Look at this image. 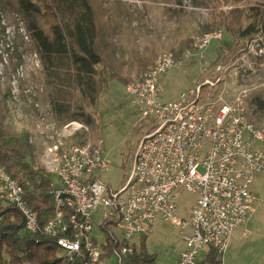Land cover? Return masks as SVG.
Instances as JSON below:
<instances>
[{
  "label": "built area",
  "instance_id": "1",
  "mask_svg": "<svg viewBox=\"0 0 264 264\" xmlns=\"http://www.w3.org/2000/svg\"><path fill=\"white\" fill-rule=\"evenodd\" d=\"M18 26L17 30L6 31L8 37L14 36L12 40L0 42V49L2 43L6 47L0 50L2 71L8 65L13 43L21 41L20 37L28 42L22 24ZM222 34L220 29L193 34L190 47L178 58L163 52L147 71L138 77L132 75L125 94L138 121H147L153 130L139 140L120 189L110 190L95 177V173L107 172L111 166L102 140L97 145L80 146L55 139L60 136V128L44 109L33 120L28 141L39 147L44 169L59 179V187L53 185L52 190L53 216L41 225L24 200L21 187L2 168L0 208L13 206L26 232L55 238L65 264H120L133 255L135 239L150 234L157 218L182 238L179 264H201L209 248L223 256L233 232L243 227L253 213L252 185L256 176L264 175V128L255 127L246 116L247 100L258 89V79H250L244 66L232 77L224 66L207 63L200 69L197 82L175 101H164L159 85L160 78L176 67L196 59L204 63V52L212 41H222ZM251 42L243 54L263 61L262 48L258 44L254 48ZM21 53L27 65V54ZM29 60L28 68L38 67L35 55ZM25 68L17 70L20 77ZM37 90L41 92L37 87L24 93L35 96ZM10 96L19 102L11 89ZM183 193L195 197L184 218L179 217L177 206ZM95 221L100 225L117 222L115 229L123 245L114 252L115 263L109 262L111 258L100 259L105 240L99 243L92 237ZM248 234L244 229L243 236Z\"/></svg>",
  "mask_w": 264,
  "mask_h": 264
},
{
  "label": "trees",
  "instance_id": "2",
  "mask_svg": "<svg viewBox=\"0 0 264 264\" xmlns=\"http://www.w3.org/2000/svg\"><path fill=\"white\" fill-rule=\"evenodd\" d=\"M149 1L169 4L167 0ZM192 1L211 12L210 21H204L199 29H194V34L220 29L232 39L229 45L219 47L218 60L212 61L213 64H232L251 41L256 38L264 40V0H252L242 8L232 7L228 11L219 8L227 0ZM2 7L9 15L16 13L20 16L28 42L20 37L18 46H21V52L35 55L38 67L24 69L20 77L17 70L22 66L27 68L28 64L14 46L2 77L5 79L3 85L17 79L21 84L18 87L20 95L19 102H15L11 99L10 88L0 86V168L18 183L24 200L44 225L52 218L55 209L54 184L53 175L40 165L39 147L28 141L33 133V120L47 109L60 128L72 122L81 124L82 130L77 131L71 140L76 145H85L90 136L98 134L94 115L100 94L110 82L118 81L126 86L131 80L130 75L151 68L162 46L159 45L160 37L151 40L150 32L144 26L147 10L142 14L117 2L0 0V10ZM166 8L169 19L175 21L176 32L187 24V17L194 15L178 8L176 3L174 7ZM9 20L14 22L13 16ZM134 22L135 26L132 25ZM122 28L124 43L118 37ZM190 43V37L175 38L167 49L178 58ZM1 46L0 50L6 49L4 43ZM31 83L41 88L35 96L24 93L25 85ZM12 111L24 115L22 129L14 124ZM246 116L255 127L264 128L263 92L251 93ZM0 211V264H65L55 238L26 232L20 214L11 205H3ZM116 223L107 221L99 225L105 234L102 261L112 258L123 245L121 235L113 232ZM146 238L139 237L138 243L133 244V255L122 259L120 264H155V255L146 250ZM218 257L219 254L209 248L200 263L219 264Z\"/></svg>",
  "mask_w": 264,
  "mask_h": 264
},
{
  "label": "rangeland",
  "instance_id": "3",
  "mask_svg": "<svg viewBox=\"0 0 264 264\" xmlns=\"http://www.w3.org/2000/svg\"><path fill=\"white\" fill-rule=\"evenodd\" d=\"M107 2H117L119 4H125L130 9L139 11L144 14L147 10L145 17V25L150 32V39L155 41L157 36L160 37L159 45L162 46L163 52L168 51V46L174 41L175 38H189L194 34L193 30L199 29L205 22L210 21L211 12L209 9L197 6L192 0H167L169 4H165L162 1L153 3L149 0H106ZM252 0H227L226 4H221L219 7L223 11H228L232 7L242 8L250 3ZM182 8L187 12L193 13V16L187 17V24L180 28L179 32L174 20H170L169 16L165 13L166 7ZM180 4V5H177ZM5 8L2 7L0 12V42L12 40L14 36L5 35L6 31L17 30L21 23L20 16L16 13L9 15L5 12ZM14 17V22L9 20V17ZM136 25V22L132 24ZM3 26V27H2ZM5 30V33H4ZM124 29H121L118 37H121L122 43ZM175 32V33H174ZM174 33V34H173ZM231 37L225 32L222 34V41L214 40L211 42L209 48L204 52V63L199 59L195 62L189 61L185 66L176 67L168 72L167 75L162 76L159 80L161 88V97L164 101L172 102L178 99L181 92L192 87L197 82L201 75L200 69L205 64L212 63L217 59L218 49L222 45H229L231 43ZM255 48L258 44L262 48L264 59V40L256 38L252 42ZM20 41L13 43L11 46L17 47L19 51L21 46H18ZM185 49V48H184ZM220 51V50H219ZM12 51L9 53V56ZM242 55V56H241ZM240 55V59L232 64L224 65V68L229 69L227 74H231L233 77L240 69V66L246 67L249 72L250 79H258L256 81L257 90L253 93L261 91L264 95V60L257 61L252 58H248V55L243 53ZM22 57H25L24 55ZM243 58V59H242ZM31 55L27 53V62L31 64ZM218 60V59H217ZM238 66H237V65ZM217 66L214 65V67ZM243 67V68H244ZM238 68V70L236 69ZM0 66V86L9 87L12 95H20L18 87L21 86L18 82H9L3 85L4 80L1 75L4 72ZM25 69H28L25 68ZM24 69H22L23 71ZM33 71V69H30ZM21 73V71L19 72ZM142 72L134 77H138ZM133 75V74H132ZM130 75V79L132 78ZM24 78V77H23ZM24 81L27 79H23ZM35 84V83H31ZM36 85V84H35ZM38 85H25V89L37 88ZM255 88V89H256ZM13 112L15 119L14 124L22 129L25 126L23 122V114ZM44 111H41L43 114ZM16 115V116H15ZM95 122L98 126V134L90 136L86 144L97 145L102 140V148L104 154L107 155L110 161V169L107 172L100 171L95 173V177L103 184L107 185L110 190L120 189L125 184V176L127 175L133 158L136 152V147L139 140L152 130L150 124L147 121L139 122L138 116L135 110L130 106L129 99L125 94V86L118 81H112L108 87L100 94L96 112L94 115ZM57 124V123H56ZM262 127H264V122ZM60 128V127H59ZM83 126L76 122L70 123L67 127H61L58 131L60 136H56L55 139L62 138L64 142L72 143L71 137L82 130ZM40 165H42V156H39ZM43 167V166H42ZM44 168V167H43ZM52 183L58 187L60 185L59 179L56 176H52ZM252 192L255 197L253 203L254 212L249 219L248 227L245 226L249 234L246 238L241 235L240 229L235 230L230 238L228 248L223 256L218 257L219 264H264V175L256 176L252 185ZM195 200L193 195L183 193L180 195L177 206L179 217H187L189 209ZM98 219V217H97ZM248 223V222H247ZM99 222L95 221V226L92 231V237L99 242H104V233L101 231ZM247 225V224H246ZM244 228V227H243ZM242 231V230H241ZM113 232L120 235L117 229H113ZM139 238L135 239V243H138ZM182 238L177 231H175L169 224L163 222L160 218H157L150 234L145 241L146 250L149 254L155 255V264H179V255L182 250ZM60 256H64V253L59 251ZM110 263H115L114 257L109 260Z\"/></svg>",
  "mask_w": 264,
  "mask_h": 264
},
{
  "label": "crops",
  "instance_id": "4",
  "mask_svg": "<svg viewBox=\"0 0 264 264\" xmlns=\"http://www.w3.org/2000/svg\"><path fill=\"white\" fill-rule=\"evenodd\" d=\"M253 212H254V211H253ZM252 214H253V213H252ZM249 219H250V218H249ZM247 222H248V223H246L247 225L245 224V225L243 226L244 228L241 227L242 229H240V231H239V232H241V235H242L243 238H246V237H247V236H243V231H244V229H246L245 226L248 227V225H249V220H248ZM241 230H242V231H241ZM246 230H247V229H246ZM183 248H184V244L182 243V250H183ZM182 250H181V251H182Z\"/></svg>",
  "mask_w": 264,
  "mask_h": 264
}]
</instances>
